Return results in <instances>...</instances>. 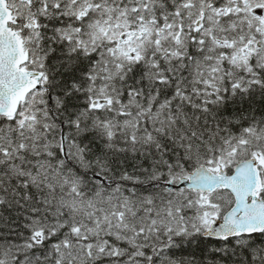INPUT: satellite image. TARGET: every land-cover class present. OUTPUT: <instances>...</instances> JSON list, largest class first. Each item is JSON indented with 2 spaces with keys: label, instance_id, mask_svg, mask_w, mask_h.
Listing matches in <instances>:
<instances>
[{
  "label": "snow or ice",
  "instance_id": "obj_1",
  "mask_svg": "<svg viewBox=\"0 0 264 264\" xmlns=\"http://www.w3.org/2000/svg\"><path fill=\"white\" fill-rule=\"evenodd\" d=\"M0 264H264V0H0Z\"/></svg>",
  "mask_w": 264,
  "mask_h": 264
}]
</instances>
